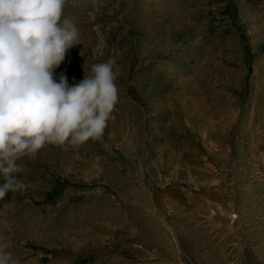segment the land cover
<instances>
[{
    "label": "rangeland",
    "instance_id": "obj_1",
    "mask_svg": "<svg viewBox=\"0 0 264 264\" xmlns=\"http://www.w3.org/2000/svg\"><path fill=\"white\" fill-rule=\"evenodd\" d=\"M68 84L114 61L104 135L0 199L9 264H264V0H66Z\"/></svg>",
    "mask_w": 264,
    "mask_h": 264
},
{
    "label": "clouds",
    "instance_id": "obj_2",
    "mask_svg": "<svg viewBox=\"0 0 264 264\" xmlns=\"http://www.w3.org/2000/svg\"><path fill=\"white\" fill-rule=\"evenodd\" d=\"M66 0H0V199L23 191L18 161L45 145L78 147L104 135L118 101L117 72L109 59L69 85L54 69L79 43L63 17ZM0 264L9 257L0 251Z\"/></svg>",
    "mask_w": 264,
    "mask_h": 264
}]
</instances>
